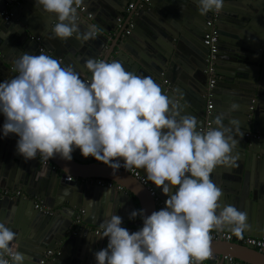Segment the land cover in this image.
<instances>
[{"label":"water","instance_id":"obj_1","mask_svg":"<svg viewBox=\"0 0 264 264\" xmlns=\"http://www.w3.org/2000/svg\"><path fill=\"white\" fill-rule=\"evenodd\" d=\"M129 1L83 0L80 6L84 11L77 13L80 32H86L90 25H95L97 32L82 46L75 35L63 42L53 39L56 17L44 13L42 7L35 8V0H21L22 4L32 5L28 19L21 15L20 6L11 10V18L3 20L0 16V83L18 74L15 60L22 52L44 53L60 60L62 66H71L82 80L84 74H89V82L92 73L85 67L87 59L118 61L126 71L152 78L162 93L178 104L181 114L198 120L197 131L215 127L212 122L217 115L227 112L232 103L239 105L224 121L229 127L233 126L228 120L238 121L239 132H233V138L239 140L233 152L238 157L236 166H217L210 179L222 189V207L232 205L247 213L249 227L242 235L264 237V0H224L215 21L218 52L215 83L210 90L205 72L208 52L203 46L210 12L201 16L198 0H133V9L117 29V18ZM7 2L0 0V14ZM207 103L211 105L208 110ZM4 122L5 117H0V191L20 189L25 197L0 194V223L16 233V250L25 255L24 264H38L48 250L58 254L46 264H97L94 254L107 248L108 242L89 231L101 224L92 222L87 214L89 200L108 204L106 213L120 216L123 228L136 226L137 216L129 218L133 211L143 210L141 219L156 211L149 189L166 206L168 197L146 179L143 169L137 170L148 188L126 172L118 169L113 173L95 158L83 157L78 148L72 152L71 162L59 156L40 167L37 158L25 161L16 151L19 137L12 133L3 137ZM86 163L93 166L92 175L77 173L81 168L74 164ZM23 164L26 167L21 169ZM68 171H74L70 181L66 180ZM87 178H103L113 186L80 181ZM116 185L122 189H116ZM35 198L51 213L35 209ZM77 218L87 228L74 227L75 233L71 234L69 229ZM28 227L34 234L26 233ZM224 231L232 233L230 227ZM210 247L218 264H228L224 257L264 264V252L249 247L225 242H211Z\"/></svg>","mask_w":264,"mask_h":264},{"label":"clouds","instance_id":"obj_2","mask_svg":"<svg viewBox=\"0 0 264 264\" xmlns=\"http://www.w3.org/2000/svg\"><path fill=\"white\" fill-rule=\"evenodd\" d=\"M82 2L35 0V8L56 17L53 39L63 42L75 35L83 46L95 38L96 26L81 34L77 8ZM223 2L198 0V12H219ZM85 67L92 73L90 82L49 55L22 52L15 60L18 74L0 83V113L5 117L3 137H19L16 151L25 161L38 154L44 161L57 156L71 161L78 148L113 173L121 167L143 169L168 197L166 206L143 217V227L135 232L121 227L120 216L109 214L100 224L99 239L107 237L108 244L94 254L97 264H202L213 258V229L230 227L242 238L249 227L247 213L222 207V189L210 179L217 166H236L233 152L239 140L233 132H239L238 121L228 120L233 127L224 121L239 105L232 103L217 115L215 127L197 131L198 120L181 114L152 78L126 71L118 61L87 59ZM142 213L133 211L129 218ZM16 238L0 223V264H24Z\"/></svg>","mask_w":264,"mask_h":264},{"label":"built area","instance_id":"obj_3","mask_svg":"<svg viewBox=\"0 0 264 264\" xmlns=\"http://www.w3.org/2000/svg\"><path fill=\"white\" fill-rule=\"evenodd\" d=\"M145 2L147 0H144ZM20 2L21 0H8V2L6 3V8L1 12L0 16L3 20H7L9 18H11L13 15L11 13V10L17 6H20ZM75 6V5H74ZM133 9V3H130L127 5V7L125 8V14H128L130 12V10ZM84 11V7L79 6L77 8V13H81ZM219 16V12H210V18L206 21L205 26L207 28V33L204 36L203 39V46L207 49V56L205 59L206 62V73L209 75V81L207 84V90H210L213 88L214 83H215V79H214V66H215V62H216V55L218 52V32L216 29V25H215V21L217 20ZM90 14L87 15V19H90ZM125 20L124 15H122L121 17L117 18V29L122 27V24ZM128 28H131V25H128ZM125 28V33L128 34L129 33V29ZM96 34V33H95ZM42 50V49H41ZM60 61V60H59ZM85 82H89L88 79L84 80ZM208 96H210V94H207ZM211 107V105L209 103H207L206 106V110H208ZM4 117L3 113H0V117ZM37 158L40 159V161L42 162L43 165L47 164L48 161H44L43 158L38 154ZM102 163V162H101ZM122 163V161H121ZM104 164V163H102ZM119 170L128 173L129 175H131L133 178H135L137 181H139L140 184H142L143 186L147 187V183L145 181V179L141 176L140 172L133 168L131 170H126L125 168L121 167L119 168ZM66 180L70 181L71 177H66ZM80 181L82 182H88L90 184H94L96 186L99 187H106V188H111L113 186V183L111 181H107V180H100V179H81ZM116 189H122V187L120 186H115ZM148 188V187H147ZM150 191V195L151 197L154 198L155 201V205H156V211L161 210L162 208H164V205L162 202H160L157 198H155V194L153 191ZM1 197H7V198H20V197H25L24 193L19 191V190H9V189H3L0 191ZM35 209H37L38 211L44 213V214H50L51 210L45 206H43L42 201L40 200H35ZM74 227H77L79 230H82L84 228H87L80 220V218H77L75 221L72 222V226L70 227V233L74 234ZM92 233L95 237H99V235L102 234L103 229L101 227L99 228H94L91 229ZM140 229H137L135 231H138ZM131 233V231H129ZM211 242H225V243H232V244H236V245H241V246H245V247H249L252 248L254 250H256L257 252H264V237L261 238H255V237H250V236H246V235H242V238H237L233 233L228 232V231H217V230H212L211 233ZM105 241L108 242V238L105 237L104 238ZM55 254H58V251H51L48 250L45 252L43 258L41 260H39L38 264H46L48 262V260L52 259L53 256ZM5 259H9L10 257H8L7 255H5L4 257ZM224 261L228 264H246L244 262L235 260L234 258L231 257H224L223 258ZM202 264H218V258H215L213 256L212 259L210 260H205L202 262Z\"/></svg>","mask_w":264,"mask_h":264},{"label":"crops","instance_id":"obj_4","mask_svg":"<svg viewBox=\"0 0 264 264\" xmlns=\"http://www.w3.org/2000/svg\"><path fill=\"white\" fill-rule=\"evenodd\" d=\"M130 3H133V0H130L129 2H128V4H130ZM32 7V5L29 3V2H27V5L25 4V3H21L20 2V9H21V15L23 16V17H25V19H28V17H30L31 16V12H30V8ZM122 9H123V7H122ZM121 9V10H122ZM124 11H125V9H124ZM123 11V12H124ZM123 15H124V17H126V15L127 14H125V12L123 13ZM95 32H97L96 30H95ZM89 77V74H84L83 75V80H85V79H87ZM33 160V159H32ZM69 162H71V161H69ZM28 165V164H27ZM41 165H43L42 164V162L40 161V159H38L37 158V167H40ZM74 166H76V167H78V168H81L77 173H89V174H91V173H93L92 171V168H90V167H93L92 165H90L89 163H86V164H74ZM24 167H26V165H22L21 166V169H24ZM69 173L67 174V177H72V178H74L73 176H72V174H74V171H68ZM77 173H75V174H77ZM92 175V174H91ZM78 179H80V178H78ZM87 179H100V180H102L103 178H87ZM103 180H106V179H103ZM108 181V180H107ZM10 190V189H9ZM19 191H21L20 189H18ZM16 191V190H15ZM22 192V191H21ZM23 198V197H22ZM37 198H35V200H36ZM87 205L85 206V208L87 207V214L90 216L91 215V220H92V222H95V223H102V222H104V220H105V217L106 216H108V214L106 213V210L108 209L107 208V206H108V204H106V203H104V206L103 205H100V204H98V202L97 201H92V200H89V202L88 203H86ZM98 207H99V209H98ZM106 210H105V209ZM137 209H139L138 207H137ZM141 215H137V219H136V226L135 227H126V229H128L129 231H131V232H135V230H137V229H141L142 227H143V219H141V217H140ZM144 217H146V215H144ZM96 227H98V226H96ZM95 228V227H94ZM94 228H90L89 229V231H91V229H94ZM27 234H34V231L32 230V228L31 227H28V230H27V232H26Z\"/></svg>","mask_w":264,"mask_h":264},{"label":"bare ground","instance_id":"obj_5","mask_svg":"<svg viewBox=\"0 0 264 264\" xmlns=\"http://www.w3.org/2000/svg\"><path fill=\"white\" fill-rule=\"evenodd\" d=\"M254 102H255V99L253 98V100H252V104H254ZM252 108V106L250 107V109ZM16 199V198H15ZM97 228H99V227H97Z\"/></svg>","mask_w":264,"mask_h":264},{"label":"flooded vegetation","instance_id":"obj_6","mask_svg":"<svg viewBox=\"0 0 264 264\" xmlns=\"http://www.w3.org/2000/svg\"><path fill=\"white\" fill-rule=\"evenodd\" d=\"M258 135H256V137H257Z\"/></svg>","mask_w":264,"mask_h":264}]
</instances>
